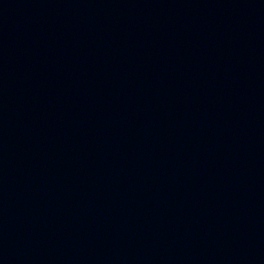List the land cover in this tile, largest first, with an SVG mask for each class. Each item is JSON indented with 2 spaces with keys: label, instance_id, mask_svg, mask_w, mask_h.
<instances>
[{
  "label": "water",
  "instance_id": "1",
  "mask_svg": "<svg viewBox=\"0 0 264 264\" xmlns=\"http://www.w3.org/2000/svg\"><path fill=\"white\" fill-rule=\"evenodd\" d=\"M0 264H264V0H0Z\"/></svg>",
  "mask_w": 264,
  "mask_h": 264
}]
</instances>
